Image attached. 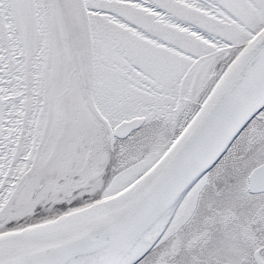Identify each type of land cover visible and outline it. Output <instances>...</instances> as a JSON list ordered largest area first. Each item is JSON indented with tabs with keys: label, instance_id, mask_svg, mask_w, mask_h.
<instances>
[{
	"label": "snow or ice",
	"instance_id": "1",
	"mask_svg": "<svg viewBox=\"0 0 264 264\" xmlns=\"http://www.w3.org/2000/svg\"><path fill=\"white\" fill-rule=\"evenodd\" d=\"M0 264H264V0H0Z\"/></svg>",
	"mask_w": 264,
	"mask_h": 264
}]
</instances>
